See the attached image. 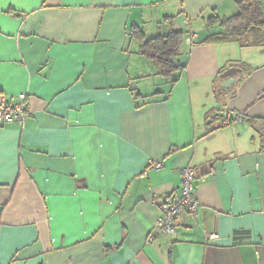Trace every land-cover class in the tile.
Masks as SVG:
<instances>
[{
  "label": "crops",
  "instance_id": "crops-1",
  "mask_svg": "<svg viewBox=\"0 0 264 264\" xmlns=\"http://www.w3.org/2000/svg\"><path fill=\"white\" fill-rule=\"evenodd\" d=\"M239 1L0 0V94L27 111L0 127V264H264V0L259 44L206 41ZM171 31L162 78L140 49ZM185 168L198 215L150 243Z\"/></svg>",
  "mask_w": 264,
  "mask_h": 264
},
{
  "label": "trees",
  "instance_id": "trees-1",
  "mask_svg": "<svg viewBox=\"0 0 264 264\" xmlns=\"http://www.w3.org/2000/svg\"><path fill=\"white\" fill-rule=\"evenodd\" d=\"M238 12L229 18L211 17L208 27L218 26L222 32L210 36L207 42H232L251 36L253 44L261 42L262 16L260 0H240L237 2ZM136 34V33H135ZM140 38L141 36H137ZM183 41V33L171 31L165 36H156L143 43L140 54L153 62L157 74L162 78L178 75L184 65L175 59L179 57V46ZM176 82L172 80L170 84Z\"/></svg>",
  "mask_w": 264,
  "mask_h": 264
},
{
  "label": "built area",
  "instance_id": "built-area-1",
  "mask_svg": "<svg viewBox=\"0 0 264 264\" xmlns=\"http://www.w3.org/2000/svg\"><path fill=\"white\" fill-rule=\"evenodd\" d=\"M18 102L11 104L4 94H0V127L11 124L23 126L27 117L25 96H18ZM222 124L229 125L244 121V115L239 112L223 110L220 113ZM160 165H152L151 169H157ZM194 172L191 168L180 171L179 195L171 200H165L158 208L160 216L153 223L151 232L147 238L153 242L156 236L160 238L172 237L176 226L180 223L183 213L194 220L198 215L199 206L193 195Z\"/></svg>",
  "mask_w": 264,
  "mask_h": 264
},
{
  "label": "water",
  "instance_id": "water-1",
  "mask_svg": "<svg viewBox=\"0 0 264 264\" xmlns=\"http://www.w3.org/2000/svg\"><path fill=\"white\" fill-rule=\"evenodd\" d=\"M237 73H240V70L237 68H229L228 70L223 72L220 75V78L223 80V82L220 84V87L225 88L229 86L231 83H233L234 79L232 77L236 75Z\"/></svg>",
  "mask_w": 264,
  "mask_h": 264
},
{
  "label": "rangeland",
  "instance_id": "rangeland-1",
  "mask_svg": "<svg viewBox=\"0 0 264 264\" xmlns=\"http://www.w3.org/2000/svg\"><path fill=\"white\" fill-rule=\"evenodd\" d=\"M176 62L180 65H184V62H185V58H183L182 60L178 57L177 59H175ZM133 87V86H132Z\"/></svg>",
  "mask_w": 264,
  "mask_h": 264
}]
</instances>
